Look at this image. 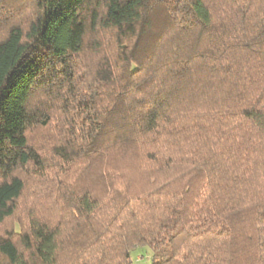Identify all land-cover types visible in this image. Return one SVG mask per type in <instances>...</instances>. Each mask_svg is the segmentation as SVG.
<instances>
[{
  "label": "trees",
  "instance_id": "trees-1",
  "mask_svg": "<svg viewBox=\"0 0 264 264\" xmlns=\"http://www.w3.org/2000/svg\"><path fill=\"white\" fill-rule=\"evenodd\" d=\"M10 1L0 264H264V0Z\"/></svg>",
  "mask_w": 264,
  "mask_h": 264
},
{
  "label": "rangeland",
  "instance_id": "rangeland-1",
  "mask_svg": "<svg viewBox=\"0 0 264 264\" xmlns=\"http://www.w3.org/2000/svg\"><path fill=\"white\" fill-rule=\"evenodd\" d=\"M16 0H11L10 3ZM25 0H18L12 4H10L14 9L17 7H22V4H24ZM6 11V10H5ZM17 14V13H16ZM27 15H31V13H26ZM23 19V13L21 20ZM40 132H37L35 134V137L39 134ZM37 138V137H36ZM38 142L40 141V138L37 139ZM132 256V264H152L153 260V253L150 249V247H141V248H135L132 250L131 253Z\"/></svg>",
  "mask_w": 264,
  "mask_h": 264
}]
</instances>
